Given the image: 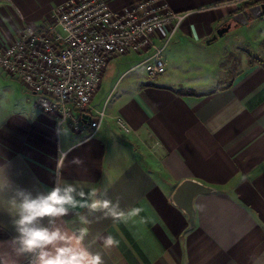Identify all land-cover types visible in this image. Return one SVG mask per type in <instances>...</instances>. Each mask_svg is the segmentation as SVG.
<instances>
[{"label": "crops", "instance_id": "1", "mask_svg": "<svg viewBox=\"0 0 264 264\" xmlns=\"http://www.w3.org/2000/svg\"><path fill=\"white\" fill-rule=\"evenodd\" d=\"M64 1L0 0V45L12 43L24 27L49 20L52 9ZM107 1L122 7L141 0ZM161 4L182 15L175 46L208 40L237 11L230 0ZM166 49L165 71L129 82L88 138L65 125L57 128L56 119L34 106V93L19 80L17 86L0 81V164H7L15 185L47 191L59 155L66 153L63 180L86 193L98 189L125 211L142 208L145 222L78 210L90 221L83 226L89 228L93 251L102 250L99 237L112 235L119 241L118 247L104 250L106 264H264V63H248L229 86L198 91L172 78L167 61L174 57L173 49ZM129 53L145 56L118 55ZM110 60L92 99L96 108H101L97 97ZM182 89L195 93L180 94ZM116 116L129 124L130 132L119 128ZM74 157L83 163L72 164ZM184 179L213 188L194 198L192 227L171 199ZM0 221L7 224L6 214L0 213ZM61 223L82 226L75 215ZM6 231L11 234L10 227Z\"/></svg>", "mask_w": 264, "mask_h": 264}, {"label": "built area", "instance_id": "2", "mask_svg": "<svg viewBox=\"0 0 264 264\" xmlns=\"http://www.w3.org/2000/svg\"><path fill=\"white\" fill-rule=\"evenodd\" d=\"M182 15L172 13L161 0H141L115 7L107 0H65L51 17L26 26L8 45H0V68L34 93V106L86 138L93 136L108 116L105 104L92 99L104 68L114 55L145 54L149 77L165 71L163 51L176 32ZM161 38V44L155 42ZM115 121L124 132L131 127Z\"/></svg>", "mask_w": 264, "mask_h": 264}, {"label": "clouds", "instance_id": "3", "mask_svg": "<svg viewBox=\"0 0 264 264\" xmlns=\"http://www.w3.org/2000/svg\"><path fill=\"white\" fill-rule=\"evenodd\" d=\"M66 153L57 160L53 186L47 191H33L15 185L8 175L7 164H0V213L8 217L0 221V231L11 229L8 239L0 240V264H106L104 250L119 246L112 235L99 237L101 251H93L87 242L89 236L87 215L78 211L103 213L113 220L126 222L140 217L143 209H121L119 201L103 198L98 189L85 192L77 185L63 180L61 169ZM72 164L83 161L74 157ZM75 215L79 224L71 228L61 223Z\"/></svg>", "mask_w": 264, "mask_h": 264}, {"label": "rangeland", "instance_id": "4", "mask_svg": "<svg viewBox=\"0 0 264 264\" xmlns=\"http://www.w3.org/2000/svg\"><path fill=\"white\" fill-rule=\"evenodd\" d=\"M242 2L236 3L237 10L244 8ZM179 34L182 33L176 30L166 45V53L175 47L174 57L167 61V71L175 81L198 91L228 83L237 71L248 65V53L264 58V16L239 24L210 43L204 39L199 43L185 40L175 46ZM140 60L134 53L116 55L110 60L108 73L97 97V101L101 102L100 107L105 104L106 109H109L129 82L149 79L144 66L137 65ZM16 80L0 68L2 83L7 85L12 82L17 86Z\"/></svg>", "mask_w": 264, "mask_h": 264}, {"label": "water", "instance_id": "5", "mask_svg": "<svg viewBox=\"0 0 264 264\" xmlns=\"http://www.w3.org/2000/svg\"><path fill=\"white\" fill-rule=\"evenodd\" d=\"M261 16H264V2L254 3L248 8H244L233 14L232 19L234 20V24L232 22L225 23L216 30V33L207 42L223 35L232 26H238L239 24L248 22L252 18ZM212 190V187L193 179L182 180L174 189L171 196L172 202L186 213L190 227L195 222L194 198L198 194L208 193Z\"/></svg>", "mask_w": 264, "mask_h": 264}, {"label": "trees", "instance_id": "6", "mask_svg": "<svg viewBox=\"0 0 264 264\" xmlns=\"http://www.w3.org/2000/svg\"><path fill=\"white\" fill-rule=\"evenodd\" d=\"M230 1L235 2V3L243 1L241 3L243 5V7H249L252 4L257 3L256 1H252V0H230ZM238 10H240V9H238ZM232 28H233V26H232ZM248 56H249V62H248L249 64H252L254 62L264 63V58L253 56L250 53H248ZM232 79H233V77L229 80L227 86L231 85ZM179 93L180 94H194L195 92L193 90H191V89H182V90L179 91ZM7 237H9V234H8V232L6 230L0 231V239H4V238H7Z\"/></svg>", "mask_w": 264, "mask_h": 264}, {"label": "flooded vegetation", "instance_id": "7", "mask_svg": "<svg viewBox=\"0 0 264 264\" xmlns=\"http://www.w3.org/2000/svg\"><path fill=\"white\" fill-rule=\"evenodd\" d=\"M244 8H246V7H244ZM244 8H242V9H244ZM242 9H240V10H242ZM240 10L235 11L234 14H235L236 12L240 11ZM230 22H234V20H231Z\"/></svg>", "mask_w": 264, "mask_h": 264}]
</instances>
